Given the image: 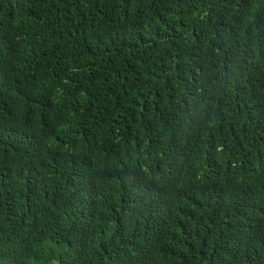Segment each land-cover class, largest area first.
I'll list each match as a JSON object with an SVG mask.
<instances>
[{
    "label": "trees",
    "instance_id": "1",
    "mask_svg": "<svg viewBox=\"0 0 264 264\" xmlns=\"http://www.w3.org/2000/svg\"><path fill=\"white\" fill-rule=\"evenodd\" d=\"M0 264H264V0H0Z\"/></svg>",
    "mask_w": 264,
    "mask_h": 264
}]
</instances>
